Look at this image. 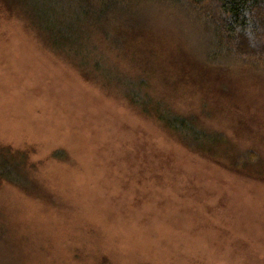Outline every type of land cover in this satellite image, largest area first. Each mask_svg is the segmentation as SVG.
I'll return each instance as SVG.
<instances>
[{
  "label": "rangeland",
  "instance_id": "rangeland-1",
  "mask_svg": "<svg viewBox=\"0 0 264 264\" xmlns=\"http://www.w3.org/2000/svg\"><path fill=\"white\" fill-rule=\"evenodd\" d=\"M41 24L0 0V157L28 179L0 178V264H264V74L217 79L167 18L131 39L145 67ZM157 103L212 141L189 149Z\"/></svg>",
  "mask_w": 264,
  "mask_h": 264
},
{
  "label": "trees",
  "instance_id": "trees-1",
  "mask_svg": "<svg viewBox=\"0 0 264 264\" xmlns=\"http://www.w3.org/2000/svg\"><path fill=\"white\" fill-rule=\"evenodd\" d=\"M5 1L28 18L34 20L39 15L41 28L44 27L42 31L48 35L50 44L64 46L76 51L78 55L82 52L89 59L96 46V42L93 43L92 40L101 38L102 43L106 42L112 52L138 61L141 67H145V63L139 62L141 59L132 51H140L143 55L145 49L141 50V44L137 43L136 38L131 39L141 35V29H144L143 26L147 27V21L157 22L167 18L176 26V35L183 39L187 51L192 53L190 55L199 60L198 63L205 70L219 71L220 76L217 79L222 78L228 68L237 75L241 72L255 77L264 74L261 67L264 59V0ZM166 33L171 36L170 30ZM171 52L174 54L169 57L173 60H167V66H175L176 58L185 54L179 45L171 49ZM141 57L142 60L147 59L144 55ZM93 65L99 67V64ZM139 85L136 84L135 88L139 86L138 93L143 94L142 90L146 85L142 82ZM141 94L140 97L134 94L133 99L149 102L148 95ZM143 102L139 100L137 104L146 111L147 105ZM157 106L162 109L164 118L161 117V120L165 128L168 126L169 129L179 132L182 143L189 149L194 150L198 145L212 141L213 137L204 135L205 131L199 129L188 116H177L158 103ZM10 160V156L0 157V178L20 186L18 184L21 181L28 180L27 176L16 166L13 159Z\"/></svg>",
  "mask_w": 264,
  "mask_h": 264
}]
</instances>
